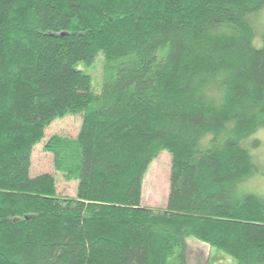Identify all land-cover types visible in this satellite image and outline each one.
<instances>
[{
	"label": "trees",
	"instance_id": "1",
	"mask_svg": "<svg viewBox=\"0 0 264 264\" xmlns=\"http://www.w3.org/2000/svg\"><path fill=\"white\" fill-rule=\"evenodd\" d=\"M264 0H0V264H188L186 238L264 264V197L239 192L264 129ZM261 28V30H259ZM101 56L100 89L86 73ZM43 144L55 171L29 175ZM163 208L141 204L160 151ZM251 152V153H250ZM174 257L173 261H170Z\"/></svg>",
	"mask_w": 264,
	"mask_h": 264
},
{
	"label": "rangeland",
	"instance_id": "2",
	"mask_svg": "<svg viewBox=\"0 0 264 264\" xmlns=\"http://www.w3.org/2000/svg\"><path fill=\"white\" fill-rule=\"evenodd\" d=\"M264 23V10L260 16ZM261 30V28L259 29ZM103 60L98 56L93 65L85 72L92 74L91 85L98 92L101 84ZM91 73V74H90ZM81 122L79 115H66L53 120L45 129L43 138L35 144L31 151L29 175L50 173L56 182V192L64 196L75 194L76 180L66 181L62 174L55 171L52 163V155L43 150V144L53 134L74 136ZM256 139L257 144L251 149L254 156L255 169L251 174L237 184L239 192H249L264 197V129L258 130L248 138V142ZM250 152V153H251ZM170 155L166 150L159 152L150 163L144 175L141 190V204L147 207L163 208L166 202L169 187ZM188 264H236L231 256L211 249L207 244L192 237L186 238ZM174 257L170 259L173 261Z\"/></svg>",
	"mask_w": 264,
	"mask_h": 264
}]
</instances>
